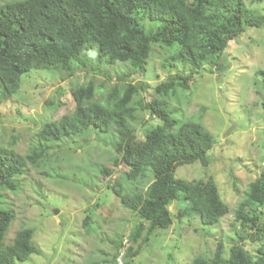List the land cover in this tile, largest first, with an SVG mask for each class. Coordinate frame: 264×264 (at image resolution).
Instances as JSON below:
<instances>
[{
  "label": "trees",
  "instance_id": "trees-1",
  "mask_svg": "<svg viewBox=\"0 0 264 264\" xmlns=\"http://www.w3.org/2000/svg\"><path fill=\"white\" fill-rule=\"evenodd\" d=\"M247 27H264V0L1 2L0 102L17 91L21 76L31 69L53 70L66 76L82 65L98 69L101 63H122L126 69L117 76L120 82L111 84L100 98H96V92L103 86L96 87L92 81L71 89L72 111L45 122L38 131L42 140L38 138L26 155L0 145V264H14L37 252L30 226L19 228L11 241L6 240L15 211L2 192L16 195L21 187L18 178L28 173L27 165L47 157L51 143L66 139L73 144L76 136L90 132L95 136L99 132L108 134L110 142L106 146L115 152L112 164L126 166L117 179L105 182L104 190L106 196L111 193L137 217L127 240L139 243L125 248L123 264H131V255L140 252L156 230L192 217L203 225H214L227 214L229 207L211 176L190 181L175 176L180 165H208L206 154L215 142L199 119L202 111L197 120L196 115L173 117L168 101L179 90L187 92L193 76L201 70L226 69L228 65L220 58ZM154 54L160 55L159 67L166 75L159 82L145 84L143 77ZM257 71L264 81V71ZM103 74L109 76L108 72ZM128 77L137 82L128 81ZM143 94L149 98L146 100ZM138 112H146L160 122H148ZM138 118L142 124L139 133L133 124ZM99 170L102 176L110 174L106 166ZM172 204L174 212L169 208ZM102 205L97 201L93 207ZM86 212L82 225L89 227L91 218ZM233 217L235 242L226 249L217 240L213 251L205 250L189 264H264V169L247 185ZM244 240L257 246L251 251ZM109 241L114 250L110 263L117 264L118 253L124 248L121 235ZM84 264L99 262L91 259Z\"/></svg>",
  "mask_w": 264,
  "mask_h": 264
},
{
  "label": "rangeland",
  "instance_id": "rangeland-1",
  "mask_svg": "<svg viewBox=\"0 0 264 264\" xmlns=\"http://www.w3.org/2000/svg\"><path fill=\"white\" fill-rule=\"evenodd\" d=\"M5 1L10 0L0 3ZM259 6L263 8V4ZM159 57L154 54L149 61V71L143 77L145 84H154L165 77ZM89 58L94 64V57L89 54ZM221 60L228 65L226 69L201 70L193 76L189 90H179L168 103L173 117L196 115L197 120L202 111L199 119L215 142L206 154L208 165L183 164L176 168L175 176L186 181L211 176L230 211L214 225H203L192 217L184 218L180 224L174 222L165 230H156L142 244L140 252L131 255V264H189L205 250L213 251L217 240L226 249L236 240L233 210L247 185L264 169V81L257 73L259 69L264 71V27H247L232 40ZM101 64L98 69L78 66L71 76L45 69L24 73L17 91L0 102V145L22 155L29 153L36 140H42L38 131L45 122L72 111L70 90L78 84L92 81L96 87L102 85L96 98L102 97L111 84L120 82L117 76L126 68L122 63ZM106 72L108 77L103 74ZM154 73L159 75L155 77ZM144 96L146 100L149 98ZM138 115L154 124L160 122L146 112ZM139 122L138 118L133 123L138 133L142 125ZM108 139V134L99 132L95 136L90 132L76 136L73 144L66 139L51 143L47 157L35 165H27L28 173L18 178L21 186L18 193L2 192L15 211L6 240L11 241L23 226L34 229L32 242L37 252L14 264H84L91 259L111 264L114 250L109 239L119 234L124 248L120 249L116 262L123 264L125 248L137 246L139 241L127 240L133 220L137 221L136 215L122 207L111 193L106 196L104 192L105 182L117 179L119 172L126 170L124 164H112L115 152L106 146ZM101 166L108 167L110 174L102 176ZM97 201L105 206L95 209L93 204ZM169 208L175 211L173 204ZM54 209L58 211L54 213ZM87 210L91 218L89 227L82 225ZM243 244L251 251L257 246L250 240H244Z\"/></svg>",
  "mask_w": 264,
  "mask_h": 264
},
{
  "label": "water",
  "instance_id": "water-1",
  "mask_svg": "<svg viewBox=\"0 0 264 264\" xmlns=\"http://www.w3.org/2000/svg\"><path fill=\"white\" fill-rule=\"evenodd\" d=\"M58 210L57 209H54V213H56Z\"/></svg>",
  "mask_w": 264,
  "mask_h": 264
}]
</instances>
